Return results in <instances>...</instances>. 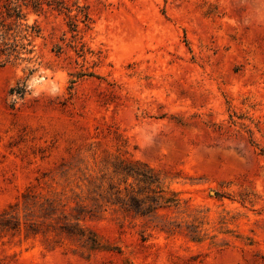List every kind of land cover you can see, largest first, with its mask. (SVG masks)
Returning a JSON list of instances; mask_svg holds the SVG:
<instances>
[{
	"label": "rangeland",
	"instance_id": "1",
	"mask_svg": "<svg viewBox=\"0 0 264 264\" xmlns=\"http://www.w3.org/2000/svg\"><path fill=\"white\" fill-rule=\"evenodd\" d=\"M17 1L0 264H264V0Z\"/></svg>",
	"mask_w": 264,
	"mask_h": 264
},
{
	"label": "trees",
	"instance_id": "2",
	"mask_svg": "<svg viewBox=\"0 0 264 264\" xmlns=\"http://www.w3.org/2000/svg\"><path fill=\"white\" fill-rule=\"evenodd\" d=\"M16 2H17V5L16 6H14L13 8H10L9 7V5L8 4H6L5 6H4V9H5V12L3 13H0V36H1V38L4 40V39H6V37H7V33L4 31V29H6V27H7V25L5 24V19H9V18H12L13 16V18H14V20H18L19 19V17H20V10H18L19 8H20V5H18V1L17 0H15ZM24 3H27V2H32V4H34V6L36 7V8H39V6H40V3H38V1L37 0H22ZM58 4L60 5L61 3H59L58 2ZM30 32H31V34L32 33H35L36 32V29H35V27H31L30 28ZM4 31V32H3ZM7 44H1V46H6ZM0 46V47H1ZM15 45L13 46V48L11 49L12 50V52L13 51H15ZM149 209V208H148Z\"/></svg>",
	"mask_w": 264,
	"mask_h": 264
}]
</instances>
